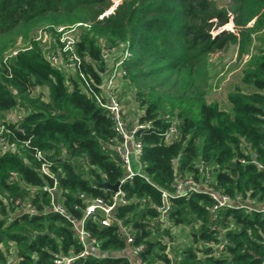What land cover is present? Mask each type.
Here are the masks:
<instances>
[{"label":"trees","instance_id":"16d2710c","mask_svg":"<svg viewBox=\"0 0 264 264\" xmlns=\"http://www.w3.org/2000/svg\"><path fill=\"white\" fill-rule=\"evenodd\" d=\"M226 1L123 0L99 19L111 0H0V38L12 35L0 43V128L8 145L0 144V264H55V254L83 252L72 223L43 211L51 208V189L77 221L95 199L112 203L115 193L98 184L115 185L126 171L113 152L121 137L102 106L110 97L128 128L150 123L136 134L144 178L120 186L127 204L114 210L118 223L101 226V214L85 220L95 243L73 264H264V0H231L230 9ZM231 16L235 32L222 29ZM77 24L79 67L54 66L51 54L69 59L56 27ZM41 29L50 46L34 41ZM19 41L25 49L4 62ZM232 45L241 60L250 58L224 110L207 100L200 79L209 55ZM126 51V74L109 95L106 72ZM171 127L177 135L167 140ZM179 178L203 190L172 200L162 226L161 191L172 192ZM211 193L229 197L231 206L212 210ZM18 200L36 214H21ZM179 228L189 229L190 241L176 247Z\"/></svg>","mask_w":264,"mask_h":264},{"label":"built area","instance_id":"2783aa9c","mask_svg":"<svg viewBox=\"0 0 264 264\" xmlns=\"http://www.w3.org/2000/svg\"><path fill=\"white\" fill-rule=\"evenodd\" d=\"M123 0H111L110 7L99 16V19H103L108 17L111 14H114L116 9L120 6ZM82 24L72 25V26H59L56 27V32L60 37V45L62 47V52L69 55V59L67 62H62L61 58L57 55H50V62L54 65H63L65 68L72 70L78 68L80 65V59L75 53V35L77 32V28ZM87 26V25H84ZM34 41L39 42L44 45L50 46V37L46 30L41 29L36 32L34 36ZM25 45L19 41L16 45V48L10 50L4 60L7 61L8 58L13 57L18 54L19 51L24 50ZM105 60L110 58V52L105 50L103 55ZM131 58V54L129 52H125L123 58L115 64V66L109 69L106 72V93L112 95L113 86L115 85L116 78L123 77L126 74V66L127 60ZM109 113L110 119L114 123L113 130L114 132L121 137V142L113 147V152L120 158L125 171L126 176L119 182L120 186L132 180L134 177L144 178V173L142 171V164L140 161V157L142 155L143 145L142 142L136 138V134L140 129L145 127H149L150 123H146L145 125H135L132 128H128L126 121H124V114L122 112V108L118 101L114 97H110L109 103L107 105H102ZM4 127L0 128V144L3 149H8V145L4 142L2 137ZM177 135V129L175 127H171L170 130L165 134V138L167 140L172 139ZM42 172L45 174L49 173L48 166H43ZM203 190L202 186L199 183H196L191 178H179L178 181L174 184L172 192L161 191L162 204L157 206L156 209L159 212V220L162 226H165L170 221V213L172 210L171 201L177 200L186 196H189L191 193H201ZM52 195V205L51 208L45 209L43 212H56L64 217H66L73 225L74 231L78 236L79 242L84 246L83 252H81L77 256H59L57 254L54 255V263L55 264H73V262L77 258H86L90 255L88 247L95 243V240L85 231L84 223L88 217L94 216L95 214H101L100 225L104 227H110L118 221L114 217V210L119 205L127 204V200L125 199V195L119 188V191L114 194L113 200L111 204L106 203L104 200L98 198L95 199L93 203L89 204L85 211L84 217L82 220L77 221L68 216L64 207L58 201L56 195V191L54 189L49 190ZM210 196L215 200V205L212 210H218L224 206H231V200L227 196L218 197L215 194H210ZM16 206L20 209L21 214H36V209L31 204L21 203L20 200L16 202ZM239 208V207H236ZM250 211L251 208H248ZM264 213V208L261 210ZM127 243H133V238L128 233L123 226H121ZM227 244V241L224 240L222 244L219 245L218 251L216 254L220 253L224 246ZM206 245H209L206 243ZM142 246L134 247L133 254L138 255V253L142 250ZM135 264H143L140 258H136Z\"/></svg>","mask_w":264,"mask_h":264},{"label":"rangeland","instance_id":"374dc122","mask_svg":"<svg viewBox=\"0 0 264 264\" xmlns=\"http://www.w3.org/2000/svg\"><path fill=\"white\" fill-rule=\"evenodd\" d=\"M226 7L230 9L231 0H227ZM253 21L250 22L252 25ZM230 32H235L236 29L233 25L232 16L228 23L222 28ZM215 31L214 33H217ZM17 36V35H16ZM12 35H5L0 38V43L7 42ZM250 56L245 55L241 60L238 54V47L232 45L225 50L216 51L209 55L207 59L208 68L204 71L203 76L200 79V87L202 90L207 91V100L209 102L216 101L219 103L221 109L229 110L230 104L228 100V94L234 92L241 87L242 70L246 61ZM210 87V88H209ZM45 98L47 96V90H43ZM190 231L188 228L174 229L172 245L178 247L184 243L190 241ZM16 247L12 244V249ZM12 259H15L12 256Z\"/></svg>","mask_w":264,"mask_h":264},{"label":"water","instance_id":"95a60500","mask_svg":"<svg viewBox=\"0 0 264 264\" xmlns=\"http://www.w3.org/2000/svg\"><path fill=\"white\" fill-rule=\"evenodd\" d=\"M98 186L102 189H108V190L113 191L114 193H117L120 188V183L118 182L115 185H109L108 183L103 182L102 184H98Z\"/></svg>","mask_w":264,"mask_h":264}]
</instances>
